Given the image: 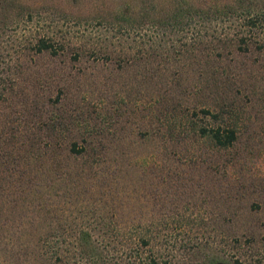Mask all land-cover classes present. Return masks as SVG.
Instances as JSON below:
<instances>
[{"label":"rangeland","instance_id":"obj_1","mask_svg":"<svg viewBox=\"0 0 264 264\" xmlns=\"http://www.w3.org/2000/svg\"><path fill=\"white\" fill-rule=\"evenodd\" d=\"M174 1L0 0V264H52L86 223L101 247L81 249L79 264H143L148 247L129 239L149 222L159 264H264V48L194 56L192 28L152 23ZM124 10L147 19L124 26ZM37 38L56 53H35ZM199 108L223 111L231 146L180 123ZM87 133L105 153L67 151ZM20 173L42 185L21 186Z\"/></svg>","mask_w":264,"mask_h":264},{"label":"trees","instance_id":"obj_2","mask_svg":"<svg viewBox=\"0 0 264 264\" xmlns=\"http://www.w3.org/2000/svg\"><path fill=\"white\" fill-rule=\"evenodd\" d=\"M174 6L170 9V12H166L160 18L152 19V23L157 26H162L165 28H171L172 26H189L193 30V55L197 53L205 54L204 51L210 50V48H216L217 44L220 43H233L235 47L240 51H245L249 46H254L257 50H262L264 48V0H224L218 7H204V5H197L186 0L174 1ZM213 8V9H212ZM124 12H127L123 14ZM127 10L117 14L114 18L116 21L122 22V25H127L130 28L137 27L141 22L146 21L145 16L134 15L129 16ZM117 18V19H116ZM220 26L226 32H218V27ZM201 31H204L202 33ZM221 33V34H220ZM34 51L35 53L48 52L49 54H55L56 50L52 42L44 38H37L34 42ZM187 49H185V52ZM180 53V51H179ZM196 53V54H195ZM228 110L225 108V117H231L228 115ZM222 110L210 111L208 108H199L197 111H192L191 115H185L184 118L187 121L180 122L185 124L187 131L193 130L198 136L203 137L205 140H208L217 148H227L231 146L236 140V130L230 125L223 123L225 119L223 117ZM201 115L202 118H210L213 121V124L210 126L207 125H198L195 122H192L191 118ZM46 129L50 130V126L47 124ZM173 128L169 127L168 133L171 132ZM185 131V130H184ZM88 134V133H87ZM51 142L47 143L49 146ZM101 142L92 140L87 136H80L77 140H72L66 144V149L68 152L83 156V155H94L99 153H105V150L102 149V152L98 146ZM33 148L42 147L40 143H37L36 140H32L29 145ZM34 146V147H33ZM45 147V146H44ZM28 151H31L28 149ZM35 157V156H34ZM26 157L19 156L18 160H24ZM31 158L33 160V165L36 169L42 167L39 160ZM23 161V162H24ZM25 163V162H24ZM40 164V166H39ZM34 175L31 176L32 184H25L26 176L17 174L16 181L21 186H40L42 180L34 179ZM40 179V178H39ZM38 205V204H37ZM105 225L108 229H114L113 222L109 220V223L105 221L100 222ZM151 226V223L147 225ZM146 226L149 228V231L146 230L145 226L140 228L138 232H135L132 238L129 240L135 241V244L131 245V249L136 247H148V254L145 256L140 263L143 264H159V259L162 257V253L153 246L151 242L154 240V234H152V227ZM99 225H94L93 223L84 224H75L74 227L69 228V231L73 232V235L70 236L68 242H64L65 239H62L61 243L57 244L56 242L52 245L57 244L51 254L54 256L52 264L57 262L58 264H79L81 262V249H97L100 248L97 243L93 240L92 231L98 230ZM105 235H100L101 239H104ZM57 241V240H55ZM93 242V244H92ZM68 245L67 248L65 245ZM59 245V246H58ZM45 248V246H43ZM50 247V246H48ZM201 246H193L186 254L187 258L193 255L198 254ZM103 249V248H101ZM46 251V249H45ZM91 251V250H90ZM42 255V253L40 252ZM99 255V254H98ZM211 255V254H210ZM206 255V258H209V264H213L212 256ZM69 257V260L67 259ZM194 257V256H193ZM88 261V259H87ZM171 259L166 260V262L172 263ZM165 263V260H162ZM186 262V261H185ZM134 255L132 254L130 258H127L124 264H134Z\"/></svg>","mask_w":264,"mask_h":264}]
</instances>
